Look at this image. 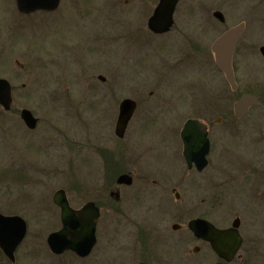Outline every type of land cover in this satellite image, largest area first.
Wrapping results in <instances>:
<instances>
[{"label":"rangeland","instance_id":"1","mask_svg":"<svg viewBox=\"0 0 264 264\" xmlns=\"http://www.w3.org/2000/svg\"><path fill=\"white\" fill-rule=\"evenodd\" d=\"M158 2L62 0L54 13L24 15L15 0H0V78L7 79L13 89L11 111L0 119V211L20 215L28 223L27 237L17 251V264H93L97 255L98 264L129 263L125 252L112 247L102 253V245L98 254L84 263L72 254L57 257L46 242L48 235L61 227L59 209L53 201L57 190H66L71 203L80 206L97 190L110 187L105 170H118L126 163L125 149L114 137L106 141L107 145H117L110 163H104L94 148L86 151L82 147V143L106 144L99 132L108 131L113 122L115 125L122 99L143 95L136 97L141 101L138 117L154 120L146 123L145 132L134 135L132 143H138L139 149L149 146L146 143L150 140L160 146L168 138L166 131L172 123L202 116L206 110L212 111L213 118L221 117L235 99H226L229 88L215 64L211 46L227 28L243 21L247 23L245 39L255 38L258 46L255 59L249 62L251 75L241 72L240 77L245 83L264 87V57L259 52L264 44V0H184L177 9L173 30L155 36L148 30V19ZM190 10L196 13L190 14ZM216 10L224 13V24L213 16ZM94 41L96 47L89 48ZM23 109L38 118L34 129L21 118ZM239 122L246 129L235 126L223 137L219 133L225 127L215 128L218 148L212 158L215 164L220 163L222 173L215 166L210 169L212 218L220 226H230L237 216L253 220L250 223L256 233V222L264 224V205H258L264 204V195L255 191L258 186L252 187L258 177L242 184L236 164L242 155L254 153V148L248 152L239 144L244 138L253 143L255 135L248 132L251 124L264 126V103ZM82 148L84 151H79ZM149 155L141 162L148 172L173 168V162L160 157L150 160ZM206 191L201 189L202 194ZM147 203L157 201L149 197V201L136 203L130 208L132 221L145 223ZM121 207L125 209L124 203ZM262 226L260 238H264ZM110 227L102 219L100 241L113 230L114 234L137 232L135 225L124 233L116 224ZM179 234L190 236L185 230ZM190 248L181 243L178 255L170 247L165 249L166 259L149 258L173 264L176 257L179 264H191ZM260 251L264 253V242ZM3 261L0 251V264Z\"/></svg>","mask_w":264,"mask_h":264},{"label":"flooded vegetation","instance_id":"2","mask_svg":"<svg viewBox=\"0 0 264 264\" xmlns=\"http://www.w3.org/2000/svg\"><path fill=\"white\" fill-rule=\"evenodd\" d=\"M182 1L184 0H180L176 7L173 28L176 26L175 16ZM192 13H196V11L190 10V14ZM241 23L245 24V30L236 44L232 59L236 88L234 85L228 82L226 74L220 72L222 73V76L224 77L229 88V90L226 91L228 94L226 99L229 100V98H234L235 100L233 105L231 107H227V110L222 114L221 117L213 118L212 111L206 110L202 116H193L180 124L172 123V126L166 131L168 138H166L165 142H161L160 146L157 143H151L150 140L149 143H146L149 146H144L139 149L138 143H135V145L132 143L134 135L138 132H145L146 123L151 124L154 122V120L151 121V118L146 117L140 120L141 117H138V114L139 110L141 109V101L136 98L140 95H131L130 98L136 101L137 107L127 125L124 136L119 137L116 133L117 120L114 126V122L112 123V127L108 128V131L106 130L99 132L102 138V143H106L107 139L110 138L113 141L114 137L119 141L120 146H123L125 149L126 163L124 166L118 170H115L116 167L114 169H110L109 171L105 170V173L108 172L107 176L109 177L110 181V189L99 188L100 190L96 191L94 197L85 201L80 206H74L71 203L68 193L65 190L70 205L75 210L81 209L86 205L87 202H93L98 208L100 214L97 224L95 246L87 256H81L70 250H66L60 255H55L51 252L54 256L58 257L66 254H72L78 259L82 260V263H84V261H87L94 253L98 254V247L102 245V253L106 252L107 249L112 247L119 250V252H125L129 261L127 264H160L158 260H152L149 257L154 256L155 258V256H160L166 259L167 256L165 254V249L170 247H173V250H176L178 255L180 251V245L181 243H184L190 245L191 247L189 250L191 254V260L189 262L191 264H203L204 262H212V264H264V253L261 254L260 251L262 242H264V238H260L263 235H261L260 231L263 230L262 225L264 224L256 222L258 226L257 231L259 233H253L255 230H253V224L250 223V221L253 220L247 221L244 218L237 216L230 226H220V222L217 219L212 218L214 205L211 193L212 190H209V183L212 184L209 177L210 169L215 166L217 167L216 171H218V173H222V167L220 166V163L215 164L212 158L213 152L218 148L216 144V141L218 140L216 139L218 133L215 128L221 126L225 127V130H222V133H219V135H222V137L228 132V130L233 129L235 126L240 125V129H246L241 128L245 124L239 121L245 119L253 109L264 103V87H262L260 83H245L240 77L241 72L251 75L249 62H253L255 59L254 57H256L258 46V42H256L255 38L250 37V41H248L249 37L245 39L247 23L244 21ZM232 27L227 28L224 32ZM149 32L151 31L149 30ZM151 34L155 36L166 35L155 34L152 32ZM96 45L97 44L95 42V44L89 48H94ZM261 47H264V44L260 45L259 47L260 53H262ZM211 51L215 58L212 47ZM244 66L248 67L245 69ZM253 67L256 68V65H253ZM253 75H255V73ZM246 80L249 81L248 78ZM149 94L152 95L153 91H150ZM244 94L254 95L258 100L255 105L248 107L246 115L240 118L236 115L235 105ZM140 97H143V95ZM111 109H114V106H112ZM10 111H6L3 106L0 105V119L4 113H10ZM189 119L198 120L202 124L201 132L202 134H205L209 140L208 152L204 157L206 163L203 167L200 164V156L205 150V146L197 148L195 151L196 153H190V160L185 154V144L182 138V132L186 122ZM259 125L261 127H259ZM251 127L252 128H248V130H250L248 132H252L255 135L253 143L251 144L250 141H245L244 138L242 143L239 145H241L242 150L246 148L248 152H250L249 148H254V153L252 155H249L251 153L242 155L241 160L236 164V167H238L237 169H240L238 173L240 179H242V184L248 185L251 181V178L258 177V180L255 178L253 179L254 186L252 187L256 188L258 186L255 191H258L260 194L263 193L264 195V189L261 190V187L264 186V126L261 123H253L251 124ZM106 145L107 143L101 147L94 145L92 146L90 143H82V147L84 146L86 151L94 148L95 154H97L99 158H102L104 163H110L111 157L114 156L113 154L116 151L115 147L117 145ZM222 148H224V145ZM84 149L82 148L79 151L82 152ZM148 153L150 154V160H155L154 158L160 157L166 162L170 161L174 164L176 162L177 166L173 164V168L166 169L167 171L161 169L156 171V168L154 171L148 172L141 164L144 159H148L146 157ZM221 162L224 163L225 161L222 159ZM114 166H117V164ZM223 173H225V169ZM123 175L129 176L130 180L119 182V178H121ZM242 187H244L245 191H249V188L246 186ZM201 189L205 191L207 189V191L202 194ZM149 197L156 200L157 204H146V209L149 213L147 217L148 219L145 220V223H140L143 225V227H141L139 222L132 221L130 208L135 206L138 202L149 201ZM123 203L125 205V209L121 207ZM258 205L264 204L259 203ZM56 207L59 209L61 221V210L57 205ZM102 219L106 220V224L108 226L111 225L110 228L116 224L119 230L123 231V233L124 231H131L132 226L135 225L137 226V232L132 234H114L115 231L113 230V233H111L109 236H106V240L104 242L100 241L99 228ZM195 220H204L208 223H211L218 230L228 228L235 229L238 232V235L241 237V244L238 250L230 258H228L227 254H219L214 248L211 239L208 238V230L206 229L205 225L202 229L191 228L190 223ZM236 220H238V225L234 226V222ZM148 226L150 227L148 228ZM158 226H162L163 229L159 228ZM181 230L187 231L190 234L189 238L180 235L179 232ZM162 236L166 237L167 239L165 238L166 240H159V237ZM101 242H103L104 245ZM22 244H20L19 248ZM47 247L49 248L48 242ZM18 249L15 253V264H17L19 258L17 255ZM0 251L4 259L3 263L13 264L12 260L8 258V256L2 250ZM99 258V255H97V257L94 258L93 264H98ZM170 261L171 260L169 259V262ZM171 262H173V264H179L180 260H177V258L174 257Z\"/></svg>","mask_w":264,"mask_h":264},{"label":"water","instance_id":"3","mask_svg":"<svg viewBox=\"0 0 264 264\" xmlns=\"http://www.w3.org/2000/svg\"><path fill=\"white\" fill-rule=\"evenodd\" d=\"M179 1L159 0V4L148 21L150 30L158 34L168 32L174 24V12ZM60 3L61 0H16L17 8L23 14H32L40 11L52 12L60 6ZM214 16L221 22L225 21V16L221 11H215ZM244 30L245 24H239L222 34L212 45L217 67L226 74L228 81L235 88L236 82L232 59L236 44ZM261 51L264 55V47L261 48ZM257 100L254 95L244 94L236 103V115L239 117L244 116L248 111V107L256 104ZM12 101V86L10 82L7 79L0 78V105L9 110ZM136 106V102L130 98H126L121 102L116 127L118 136H124ZM21 117L28 128L34 129L37 126L38 118L30 110L23 109ZM201 131L202 124L198 120L190 119L183 130L182 138L188 159L190 153H196L197 148L205 146V150L200 156V164L203 167L206 163L204 157L208 152L209 141ZM128 180L130 178L126 175L119 178V182ZM54 202L61 208L62 227L48 236L50 250L55 254H62L66 250H72L81 256H87L96 243V229L99 218L98 208L93 202H89L82 209L74 210L70 206L66 192L63 189L55 192ZM204 225L208 230V238L211 239L214 248L219 254H227L228 258H230L238 250L241 244V237L235 229L218 230L214 225L204 220H195L190 223L191 228L202 229ZM237 225L238 220L234 222V226ZM27 231L28 225L22 216L4 215L0 212V247L13 261H15L14 253L24 240Z\"/></svg>","mask_w":264,"mask_h":264}]
</instances>
